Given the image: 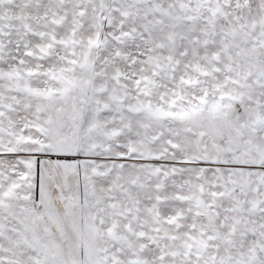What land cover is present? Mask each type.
I'll return each mask as SVG.
<instances>
[{"label":"snow or ice","instance_id":"obj_1","mask_svg":"<svg viewBox=\"0 0 264 264\" xmlns=\"http://www.w3.org/2000/svg\"><path fill=\"white\" fill-rule=\"evenodd\" d=\"M0 264H264V0H0Z\"/></svg>","mask_w":264,"mask_h":264}]
</instances>
